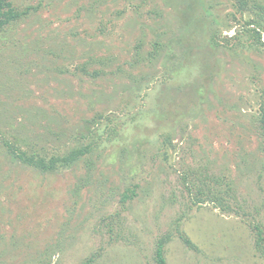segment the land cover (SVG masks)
Listing matches in <instances>:
<instances>
[{
	"label": "rangeland",
	"instance_id": "1",
	"mask_svg": "<svg viewBox=\"0 0 264 264\" xmlns=\"http://www.w3.org/2000/svg\"><path fill=\"white\" fill-rule=\"evenodd\" d=\"M10 1L25 12L0 32V137L52 153L58 120L95 148L41 173L0 140V264H152L163 236L166 264H264V47L210 50L206 0H154L161 17L151 0ZM202 167L232 210L191 203L182 177Z\"/></svg>",
	"mask_w": 264,
	"mask_h": 264
},
{
	"label": "trees",
	"instance_id": "2",
	"mask_svg": "<svg viewBox=\"0 0 264 264\" xmlns=\"http://www.w3.org/2000/svg\"><path fill=\"white\" fill-rule=\"evenodd\" d=\"M146 1L147 0H143V2ZM162 1L164 7L171 8L168 6L169 0ZM220 1L221 0H206V4L203 3V1H199L200 4H202L200 7L204 10L202 15L208 25L207 29H205L203 27L204 22L197 24L196 27L199 29L197 34H202V36L205 37L208 48L212 51L220 49L224 52H234L236 56L240 53H248L252 50H261V48L264 47V0H228V3L234 6L235 12L238 15L237 18L234 12L221 16V13H215L210 9L212 7L214 8L215 4L217 5ZM179 2H181V0ZM157 4L158 2L151 0L147 8H149L148 11L152 15L155 16L158 14L159 17H161L166 10L163 8L160 9ZM139 7L143 6L141 5L138 6V8ZM176 8L178 7L175 6V9ZM24 12L25 10L20 11L19 7H15L10 0H0V32H3L5 27L12 22L18 20ZM99 28L101 30L104 29L102 25H100ZM233 28V34L222 33V30H231ZM159 45L160 41H157L155 48ZM164 47L168 46L164 43ZM101 63L102 61L100 64ZM80 68L90 79H94L102 74V71L99 70L91 73L85 64H82ZM83 120L86 121L87 119ZM65 122L67 121L65 120ZM260 122L264 132V110H262ZM61 124L60 121L55 120L53 127L47 130L52 139H70L68 144L63 146L62 150H55L50 153L43 147H34L33 144L37 143L34 141H40L39 137L37 138L38 140H33L31 143H28L19 138H17L15 142H12L8 139H4L1 135L0 140L4 143L5 155L10 160L16 161L20 165L33 168L41 173H51L72 167L84 156H89L95 147L90 143L83 144L82 137L79 134L76 135L75 131L68 129L69 126L66 125L67 123H64V125ZM89 163H87V165ZM182 179L183 182H186L185 185L187 187V192L192 198V204H199L200 206L202 203L207 202L211 203L214 208H218L224 212L232 210L230 200L233 198V194L231 193L229 183L224 181V187L218 176L208 174L207 167L197 169L190 168L188 169V175L182 177ZM123 197H126V195ZM252 230L256 236L254 241L255 247L260 251L262 257H264V231L258 228L257 225H253ZM167 238L169 237L163 236L157 240L153 252L152 264H166L164 244ZM181 238L186 244L194 246L186 234L182 233ZM44 264L50 263L45 262Z\"/></svg>",
	"mask_w": 264,
	"mask_h": 264
}]
</instances>
